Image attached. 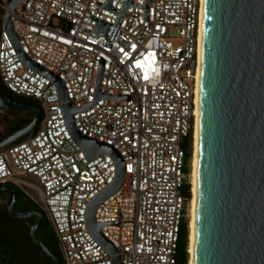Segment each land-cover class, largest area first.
Masks as SVG:
<instances>
[{"label":"built area","instance_id":"2783aa9c","mask_svg":"<svg viewBox=\"0 0 264 264\" xmlns=\"http://www.w3.org/2000/svg\"><path fill=\"white\" fill-rule=\"evenodd\" d=\"M10 2L0 0L1 21L10 12L21 51L60 79L78 108L76 129L123 159L121 186L94 211L116 253L85 223L89 202L115 177L113 158L85 157L66 125L56 83L23 62L3 28L0 80L36 101L43 123L0 149V184L21 189L45 214L63 264H112L114 255L120 264H177L188 220L183 189L201 0H21L14 10Z\"/></svg>","mask_w":264,"mask_h":264},{"label":"water","instance_id":"95a60500","mask_svg":"<svg viewBox=\"0 0 264 264\" xmlns=\"http://www.w3.org/2000/svg\"><path fill=\"white\" fill-rule=\"evenodd\" d=\"M20 1L11 0L10 8L14 10ZM1 22L23 62L56 83L66 125L85 157L106 152L114 160L115 177L89 202L85 223L93 237L115 254L116 248L100 231L103 223L95 221L94 211L121 186L123 159L110 145L76 129L72 115L78 108L68 101L60 79L21 51L10 12ZM199 34L192 264H264V0H203ZM0 108L35 110L30 122L0 140V149L30 133L41 119L37 103L12 98L1 84ZM0 188L9 193L11 216H36L30 227L33 242L48 259L63 264L37 235L42 213L13 211L16 187L2 184ZM4 255L5 250L1 260ZM112 264H120L117 255Z\"/></svg>","mask_w":264,"mask_h":264},{"label":"trees","instance_id":"16d2710c","mask_svg":"<svg viewBox=\"0 0 264 264\" xmlns=\"http://www.w3.org/2000/svg\"><path fill=\"white\" fill-rule=\"evenodd\" d=\"M0 84H2L0 80ZM7 93L15 99L25 101L27 103H37L33 98L15 94L9 90ZM38 104V103H37ZM39 105V104H38ZM10 112V117L6 123V135L21 128L32 120L35 115L33 109H7ZM43 123V113L41 112V120L37 126L28 134H25L15 140L13 143L26 139L29 135L36 133ZM190 144L186 148V171H189V160L191 150L192 132L190 131ZM189 183H186L183 192L187 198L190 197ZM29 201V200H28ZM30 205L33 204L29 201ZM51 231L54 242L51 247L52 254L63 263L61 256L57 251V238L53 229L48 226ZM187 238H188V222L185 221L180 228L179 247L177 254V264H187ZM5 250L3 260L1 255ZM0 264H42V258L38 249L31 244V239L28 231L24 230L23 224L18 219L12 217L7 207L0 204Z\"/></svg>","mask_w":264,"mask_h":264},{"label":"flooded vegetation","instance_id":"af4514ba","mask_svg":"<svg viewBox=\"0 0 264 264\" xmlns=\"http://www.w3.org/2000/svg\"><path fill=\"white\" fill-rule=\"evenodd\" d=\"M1 24H2V22L0 19V29H1ZM0 109H3V108H0ZM5 136H6V122H5V119H1V122H0V140L2 138H4ZM0 185H2V184H0ZM16 189H17V196H16L14 202L12 203V210L13 211H16V212L40 211L36 207H34V206L32 207L30 205L28 198L21 191V189H19V188H16ZM8 197H9L8 191L4 188H0V204H4L7 207ZM40 212L42 213V216H43V222H42L41 226H39L36 229V232H37V235H38L39 239L41 240V242L51 251V247L53 245L54 238H53L51 231L48 228L49 224L46 220L45 214L42 211H40ZM12 217H14V216H12ZM14 218L18 219L19 222L23 224L24 230L28 231V233L30 235V227L33 224L34 220L36 219V216L31 215V216H27V217H14ZM30 239H31V244H33L36 247V249H38V251H39V254L42 258V264H57V263L51 261L50 259H48L42 253V251L33 242L31 236H30Z\"/></svg>","mask_w":264,"mask_h":264},{"label":"bare ground","instance_id":"6f19581e","mask_svg":"<svg viewBox=\"0 0 264 264\" xmlns=\"http://www.w3.org/2000/svg\"><path fill=\"white\" fill-rule=\"evenodd\" d=\"M202 2L200 6V23H201V12H202ZM200 31V27H199ZM199 52H200V34L198 36V67L196 74V82H195V108H194V130H193V152L191 157V169H190V190H191V198L189 201V222H188V246L187 252L189 254L188 264H192V246H193V213H194V198H195V188H196V145H197V105H198V81H199Z\"/></svg>","mask_w":264,"mask_h":264},{"label":"rangeland","instance_id":"374dc122","mask_svg":"<svg viewBox=\"0 0 264 264\" xmlns=\"http://www.w3.org/2000/svg\"><path fill=\"white\" fill-rule=\"evenodd\" d=\"M9 117H10V112L7 111V109H4V108L3 109H0V122H1V119H5V122L7 123ZM193 130H194V127H193V129L191 131L192 132V139H191V150H190V160H189V163L191 162V157H192V152H193ZM190 167H191V165L189 164V173H190V169H191ZM23 178L29 179V176L26 175V176H23ZM188 183H189V186H190V178L188 179ZM191 196H192V194H191V190H190L189 201H190ZM188 208H189V205H188ZM188 214H189V209H188ZM187 222H189V215H188ZM187 246H188V238H187ZM188 258H189V254H188ZM187 264H188V261H187Z\"/></svg>","mask_w":264,"mask_h":264},{"label":"snow or ice","instance_id":"6c2138e0","mask_svg":"<svg viewBox=\"0 0 264 264\" xmlns=\"http://www.w3.org/2000/svg\"><path fill=\"white\" fill-rule=\"evenodd\" d=\"M145 59H147V57Z\"/></svg>","mask_w":264,"mask_h":264}]
</instances>
